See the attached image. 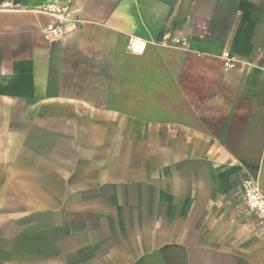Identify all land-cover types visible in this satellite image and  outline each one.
I'll list each match as a JSON object with an SVG mask.
<instances>
[{"label":"crops","instance_id":"1","mask_svg":"<svg viewBox=\"0 0 264 264\" xmlns=\"http://www.w3.org/2000/svg\"><path fill=\"white\" fill-rule=\"evenodd\" d=\"M9 4L0 264H264V0Z\"/></svg>","mask_w":264,"mask_h":264},{"label":"built area","instance_id":"2","mask_svg":"<svg viewBox=\"0 0 264 264\" xmlns=\"http://www.w3.org/2000/svg\"><path fill=\"white\" fill-rule=\"evenodd\" d=\"M44 11L61 13L65 11L64 9H58L54 5H50L45 8ZM68 20L66 19H58V22L48 30V35L52 39H57L59 37L64 36L68 32ZM163 46H177V47H186V42L173 39L170 35H165L160 42ZM141 45L139 42H136L132 45V50L134 52H142L144 50V46H142L141 50H138V46ZM223 59L225 61V66L227 68L235 67V60L232 56L226 52L223 54ZM245 200L249 207V209L260 218L261 224L264 225V193L259 182L249 179L245 181Z\"/></svg>","mask_w":264,"mask_h":264},{"label":"rangeland","instance_id":"3","mask_svg":"<svg viewBox=\"0 0 264 264\" xmlns=\"http://www.w3.org/2000/svg\"><path fill=\"white\" fill-rule=\"evenodd\" d=\"M7 1H10V0H4L1 4H0V9L2 8H12L11 4L7 5ZM50 5H46V6H42V10L44 11L46 7H48ZM69 143L68 142V148H69ZM77 144H80V143H84V142H79V141H76ZM132 144H136L138 145L139 142L138 141H132L131 142ZM249 179H246L245 181H247ZM245 181L242 182V185H241V188L240 190L238 191V196L239 198L241 199V208H242V211L244 212L245 215H248L249 219H251L252 221L255 222V224H257V226L261 229H264V225L261 224V220L258 216H256L248 207L247 203H246V200H245ZM263 191V189H262ZM264 193V191H263Z\"/></svg>","mask_w":264,"mask_h":264},{"label":"bare ground","instance_id":"4","mask_svg":"<svg viewBox=\"0 0 264 264\" xmlns=\"http://www.w3.org/2000/svg\"><path fill=\"white\" fill-rule=\"evenodd\" d=\"M141 49H142V45H139V46H138V50H141Z\"/></svg>","mask_w":264,"mask_h":264}]
</instances>
